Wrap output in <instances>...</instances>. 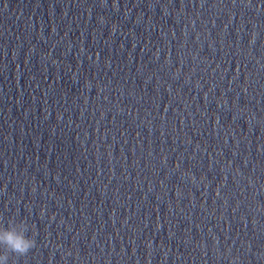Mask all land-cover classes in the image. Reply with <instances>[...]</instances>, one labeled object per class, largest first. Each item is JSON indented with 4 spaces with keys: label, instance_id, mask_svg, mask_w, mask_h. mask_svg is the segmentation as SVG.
<instances>
[{
    "label": "clouds",
    "instance_id": "9594fccd",
    "mask_svg": "<svg viewBox=\"0 0 264 264\" xmlns=\"http://www.w3.org/2000/svg\"><path fill=\"white\" fill-rule=\"evenodd\" d=\"M29 230L30 225L24 220L10 219L7 227L0 226V264H8L10 254L22 257L36 246V240L27 235Z\"/></svg>",
    "mask_w": 264,
    "mask_h": 264
}]
</instances>
